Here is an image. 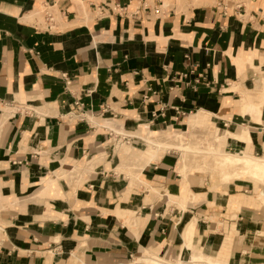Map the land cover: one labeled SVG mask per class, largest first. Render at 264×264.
I'll use <instances>...</instances> for the list:
<instances>
[{"label":"crops","instance_id":"obj_1","mask_svg":"<svg viewBox=\"0 0 264 264\" xmlns=\"http://www.w3.org/2000/svg\"><path fill=\"white\" fill-rule=\"evenodd\" d=\"M195 117L264 159V0H0V264L264 263L263 183L126 165Z\"/></svg>","mask_w":264,"mask_h":264},{"label":"rangeland","instance_id":"obj_2","mask_svg":"<svg viewBox=\"0 0 264 264\" xmlns=\"http://www.w3.org/2000/svg\"><path fill=\"white\" fill-rule=\"evenodd\" d=\"M43 11L44 9H40L38 11L39 18L41 21H44L43 19ZM208 128V125H206ZM198 126L190 125V128L188 129L189 134L191 137H187V143L190 147V149L187 152L179 151V157L181 159L178 163V169L182 171L183 173L187 174L188 172L192 171H202L209 175L211 172H215L219 174L221 179H225L226 175H230L237 172H243L242 165H238L239 163L236 161V157L234 155H238L237 153L225 151V145L226 141H215L212 140V137L210 138L207 133L209 132H216L218 135L222 134L219 132V130L211 131V130H198ZM130 134V133H127ZM132 135V134H131ZM135 136V135H133ZM125 143H122L121 145H124ZM143 144V145H140ZM139 148H144L143 151H140L137 156L133 160V166L131 168H135L138 170L143 168V160L146 158V150H148L149 147H154L152 144L147 142L139 141ZM197 148H199L200 152H196ZM167 149H165L166 151ZM171 150V149H168ZM122 152V151H121ZM160 156H163L162 154H159ZM147 165V164H145ZM182 165L184 168L182 169ZM261 199V198H260ZM264 205V202L261 201ZM262 238H264V233L261 234ZM145 258L147 259V262H141V255H139L135 259V263L138 264H180L179 261L174 257H164L157 254L149 253L148 251H145ZM188 260V259H186ZM185 260V261H186ZM203 264H216L214 262H207Z\"/></svg>","mask_w":264,"mask_h":264},{"label":"bare ground","instance_id":"obj_3","mask_svg":"<svg viewBox=\"0 0 264 264\" xmlns=\"http://www.w3.org/2000/svg\"><path fill=\"white\" fill-rule=\"evenodd\" d=\"M259 115L255 116L253 119H257ZM260 118V116H259ZM202 119V117H201ZM189 125L198 126V130H208L206 125H209L206 121H201L198 118H193V120L190 122ZM190 128V126H189ZM202 130V131H203ZM122 133H130L124 130H120ZM130 134L137 136L139 139H141L143 142H147L152 144L154 147H149L148 150H146V158L143 160V165L153 162H158L161 159V156L159 154H165V149H171L176 151H184L187 152L190 147L187 143V137H191L189 132H181V133H173L172 131H163V132H156L149 128H141L137 132H131ZM207 135L212 140L215 141H227L229 138H233L236 141L244 142V141H250L249 134H243L242 136H236L232 133L225 132L220 135H218L216 132H209ZM144 149V148H143ZM143 149L135 148L132 151L131 160L129 163H127V167L133 166V160L137 156V154L140 151H143ZM128 152V151H127ZM196 152H200L199 148H197ZM238 155H234L236 157V161L239 163L238 165H242L243 172H237L230 175H226L225 179H221L223 182H228L234 179H241L243 177H250L253 179H256L264 184V159L253 157L249 154H246L245 152L237 153ZM184 166L182 165V169ZM123 170V169H122ZM220 180V181H221ZM154 190V189H153ZM261 201L264 202V195H260ZM263 223V222H262ZM51 260V259H50ZM191 261H183L180 264H203L207 262H214L216 264H221L215 260V258L205 256V255H198L194 254L192 255ZM264 264V263H261Z\"/></svg>","mask_w":264,"mask_h":264},{"label":"built area","instance_id":"obj_4","mask_svg":"<svg viewBox=\"0 0 264 264\" xmlns=\"http://www.w3.org/2000/svg\"><path fill=\"white\" fill-rule=\"evenodd\" d=\"M43 14H44V17H45V21L48 23L47 29L51 30L53 28L52 26H53V23H54V18L52 16V13L50 12V8L46 7V9H44V11H43ZM135 264H138V263L136 262Z\"/></svg>","mask_w":264,"mask_h":264}]
</instances>
